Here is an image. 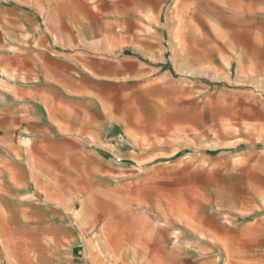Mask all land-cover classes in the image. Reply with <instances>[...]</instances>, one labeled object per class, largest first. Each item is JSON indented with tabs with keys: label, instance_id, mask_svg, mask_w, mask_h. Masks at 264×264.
<instances>
[{
	"label": "rangeland",
	"instance_id": "rangeland-1",
	"mask_svg": "<svg viewBox=\"0 0 264 264\" xmlns=\"http://www.w3.org/2000/svg\"><path fill=\"white\" fill-rule=\"evenodd\" d=\"M186 1L176 16L169 2L165 71L102 96V142L63 179L99 212L101 247L124 239L134 200L183 236L150 263L264 264V0H213L201 16ZM208 227L246 252L206 253Z\"/></svg>",
	"mask_w": 264,
	"mask_h": 264
},
{
	"label": "crops",
	"instance_id": "crops-1",
	"mask_svg": "<svg viewBox=\"0 0 264 264\" xmlns=\"http://www.w3.org/2000/svg\"><path fill=\"white\" fill-rule=\"evenodd\" d=\"M183 1L173 0L175 16ZM212 1L188 4L201 16ZM169 2L0 0V263L161 264L147 256L182 239L152 213L134 214L133 200L124 239L110 234L101 247L99 212L87 213L84 192L63 179L83 168L87 144L102 142V96L165 71ZM209 241L208 254L246 252Z\"/></svg>",
	"mask_w": 264,
	"mask_h": 264
}]
</instances>
